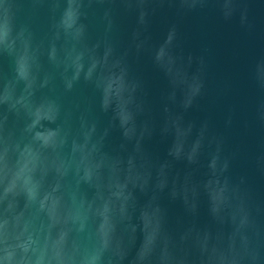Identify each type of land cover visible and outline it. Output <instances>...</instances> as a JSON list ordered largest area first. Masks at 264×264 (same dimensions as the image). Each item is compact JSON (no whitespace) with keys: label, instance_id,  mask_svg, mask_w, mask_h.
<instances>
[{"label":"water","instance_id":"water-1","mask_svg":"<svg viewBox=\"0 0 264 264\" xmlns=\"http://www.w3.org/2000/svg\"><path fill=\"white\" fill-rule=\"evenodd\" d=\"M264 264V0H0V257Z\"/></svg>","mask_w":264,"mask_h":264},{"label":"clouds","instance_id":"clouds-1","mask_svg":"<svg viewBox=\"0 0 264 264\" xmlns=\"http://www.w3.org/2000/svg\"><path fill=\"white\" fill-rule=\"evenodd\" d=\"M0 264H11L10 257L9 256L0 257Z\"/></svg>","mask_w":264,"mask_h":264}]
</instances>
